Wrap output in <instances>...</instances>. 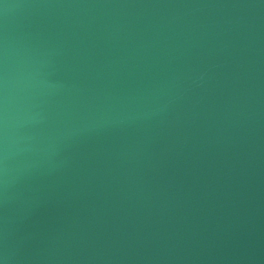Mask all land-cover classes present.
<instances>
[{
	"label": "water",
	"instance_id": "obj_1",
	"mask_svg": "<svg viewBox=\"0 0 264 264\" xmlns=\"http://www.w3.org/2000/svg\"><path fill=\"white\" fill-rule=\"evenodd\" d=\"M0 264H264V0H0Z\"/></svg>",
	"mask_w": 264,
	"mask_h": 264
}]
</instances>
